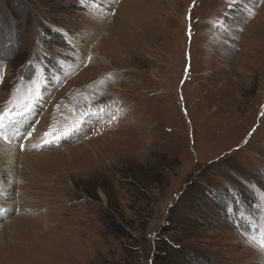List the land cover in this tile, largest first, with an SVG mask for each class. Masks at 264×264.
<instances>
[{"label": "rangeland", "instance_id": "374dc122", "mask_svg": "<svg viewBox=\"0 0 264 264\" xmlns=\"http://www.w3.org/2000/svg\"><path fill=\"white\" fill-rule=\"evenodd\" d=\"M263 19L264 0H0V156L38 158L0 169V264H263ZM99 35L106 65L81 49Z\"/></svg>", "mask_w": 264, "mask_h": 264}, {"label": "bare ground", "instance_id": "6f19581e", "mask_svg": "<svg viewBox=\"0 0 264 264\" xmlns=\"http://www.w3.org/2000/svg\"><path fill=\"white\" fill-rule=\"evenodd\" d=\"M261 23L264 24V19L262 20ZM260 28L264 29V27H262V24H260ZM99 37H100V35L99 36H96V38L94 40H92V41L86 40L84 42V44L81 45V49H82V51H84V53L86 54V56H90V57H95L96 56V57H99L102 60V62H104V64L106 65V64H108V60H106L105 58H102V56L99 53L100 52V47H101V42L99 40L100 39ZM33 115H34V112L28 113V115H26V116H24L23 118L20 119L19 125L16 126V127H13L11 125V123H10L9 126H7V129L6 130H7V134L9 135V138L8 139H10L11 142H13V143L17 142L19 140L18 137H19L20 131H22V129H26V128H29L31 126V123L33 121V118H32ZM13 124H14V122H13ZM4 153H2V155L0 156V169H3V168L6 169L5 165L8 164L9 167L7 166V168H9L11 170L13 164L16 161H18L19 159L16 158V156L15 157H10V156L6 155V153L5 154ZM34 161H38V158L37 159H32V157L31 158H24L22 160H19V162H20L19 164L22 165V166H24V168H25V166L28 163H31V162H34ZM14 209H15L14 206L11 204L10 205V209H8L7 212L8 211H12ZM5 214L0 216V233H2V234L8 233L9 231L12 232L15 229V227L17 226L16 224H11V225L9 224V226L7 225V227H4L2 225L3 224L2 222L5 221ZM9 214H8V216H9ZM8 216H7V218H8ZM5 228H6V230H5ZM262 258L263 259L261 261L264 264V255H262Z\"/></svg>", "mask_w": 264, "mask_h": 264}, {"label": "trees", "instance_id": "16d2710c", "mask_svg": "<svg viewBox=\"0 0 264 264\" xmlns=\"http://www.w3.org/2000/svg\"><path fill=\"white\" fill-rule=\"evenodd\" d=\"M119 230L120 229L117 228L116 229V233L119 234V235H122L121 234L122 232H120ZM161 254L162 253L159 252V255L156 256V261H155L154 264H170L169 259L167 257L162 256Z\"/></svg>", "mask_w": 264, "mask_h": 264}, {"label": "snow or ice", "instance_id": "6c2138e0", "mask_svg": "<svg viewBox=\"0 0 264 264\" xmlns=\"http://www.w3.org/2000/svg\"><path fill=\"white\" fill-rule=\"evenodd\" d=\"M2 117H0V127H2L3 126V123H2Z\"/></svg>", "mask_w": 264, "mask_h": 264}]
</instances>
